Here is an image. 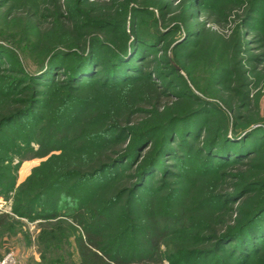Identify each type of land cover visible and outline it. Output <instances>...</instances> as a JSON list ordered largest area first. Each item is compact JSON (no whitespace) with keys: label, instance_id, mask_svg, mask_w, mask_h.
<instances>
[{"label":"trees","instance_id":"obj_1","mask_svg":"<svg viewBox=\"0 0 264 264\" xmlns=\"http://www.w3.org/2000/svg\"><path fill=\"white\" fill-rule=\"evenodd\" d=\"M13 1L0 0V197L12 200L0 232L38 222L42 264L66 262L71 237L77 264H264V125L230 121L231 105L209 101L235 76L231 63L211 72L206 92L180 62L207 22L221 25L232 0H52L53 32L66 41L61 49L46 43L32 71L22 43L40 31L38 13L24 8L9 19L3 11ZM239 25L234 65L245 35L264 32V0L248 2ZM248 77L232 88L245 90L241 109ZM128 90H141L138 107L170 109L120 124L114 117L138 108L119 98L103 109V95ZM57 149L72 159L68 170L49 162L16 187L19 153ZM235 169L245 176H232ZM231 179L238 182L226 189ZM220 216L224 228L214 235ZM53 249L63 251L55 261Z\"/></svg>","mask_w":264,"mask_h":264},{"label":"rangeland","instance_id":"obj_2","mask_svg":"<svg viewBox=\"0 0 264 264\" xmlns=\"http://www.w3.org/2000/svg\"><path fill=\"white\" fill-rule=\"evenodd\" d=\"M61 1L62 0H60V2ZM250 1L251 0H232L231 5H229L226 9L227 11L223 10V12L226 14V18H222L221 25L213 23L212 21L207 22L204 25L205 32L202 40L199 42L200 44L197 50L192 56H186V58L180 57V62L181 60L185 62L184 66H186L190 71L191 79L189 80H192V82L195 83V85L200 88V90L206 92H208L207 83L209 81L211 72H213L214 69L220 64L231 63V65L234 67V69L232 70L235 71V76L228 84L223 87L221 91H217L214 96H212L213 98L209 99V101L213 100L215 104L218 103L224 111H226L227 108V110H229V106L231 105L233 113L230 115L229 120L236 121V116H239L241 120L238 121L239 124H241V122L245 123V121L243 120H246L249 122V124L252 125L250 128H254L264 125V62H261L259 64L258 62L250 61V58H255L256 56L264 54V32L261 35L259 34L257 37V32L253 31V29L251 33L247 31V33L249 34L245 35L246 38L245 40L243 39L241 43L242 55L239 56V62L241 64L234 65L235 62H238V58L232 55L231 50V47L235 42V38L237 37V35L235 34L236 29L240 26L239 24L244 18V11L248 7V2ZM51 2L52 0H15L3 11L6 15L9 13L8 18H11L12 20L16 18V16H18L19 18L22 17L19 12H21V10L23 11L24 8H33V12H35L36 14L38 13V17L36 16V20H38V23L41 26L40 31H38V33H34L32 36L30 35L31 37H28L27 41H24V43H22L23 58H26L22 63L25 66H29L28 69H30L31 71L38 66L35 65V63H39V61L43 58L42 54L43 50L45 49L43 47H45L46 43L53 44V46L50 47L61 49V45L66 41L65 37L63 39L57 38L55 36V32H53L55 28L51 26L52 20L49 15L51 12V6L53 5V3ZM35 5H38V7L34 8ZM229 8L231 9V11L228 13V10H230ZM1 26H3V24H1ZM8 26H10V29H14V26H16V24L6 21V27L3 28H7ZM48 34L50 35L49 37ZM46 35L47 38L44 37ZM257 39L259 40L256 41ZM253 41H256L257 43ZM247 43L249 45H247ZM32 48L33 50H31ZM28 50L31 51L27 52ZM167 53H169V51ZM178 72L180 75L184 76L183 72L179 69ZM246 75L249 76L248 80L250 83V86L248 87L249 101L247 109H241L243 106L242 102H244L243 95L245 90L240 88V90L234 91L232 90V88H237L243 82L244 76ZM194 93L203 99L202 95H200L196 90H194ZM141 95V90H137V92L135 90L120 91L111 95H103L105 102H102V107L103 109L109 108L114 110L118 105V102H120V98L124 99L130 105L132 104L133 108H138L137 110L139 111V113L131 114L130 107L128 109H125L123 113H120V116L114 117L115 120L120 124L124 123L125 121L139 122L143 118H145L143 114H146V112H148L149 110H158V112H161L167 107L168 110L170 109L168 105L167 107L165 105L155 106L152 105V102L150 103V107H147V105L143 104H140V106L138 107V96ZM145 100L147 102V99ZM177 112L178 111L176 110V112H171L170 114L174 115ZM80 123H82L81 119L78 124L80 125ZM14 127L15 125H12L11 128ZM31 147L35 152L40 150L38 145L32 144ZM19 155L23 158L16 171V187L23 184L31 175L33 170L39 169L46 163L50 162L48 164V169H63V171H65L69 169L68 164L72 162V159L67 156L63 157L62 155L61 157H59L61 155V151L58 149L49 152L44 157H30L31 155L28 152H21L19 153ZM18 162L19 159L15 158L13 165L18 164ZM244 173L245 170L242 169H235L230 172V174L232 176H235L236 178H242L243 176H245ZM205 182L207 183L209 181ZM237 182V180L231 179L228 181V183H226L227 186H225V188L228 189L230 186L232 187L236 185ZM213 183L215 184L216 182ZM124 185V182H122L119 187H124ZM191 187H188V189L190 190ZM11 207V199L9 201H4V199L0 197V215H12ZM237 213L239 214V209L236 210L235 214L237 215ZM221 217L223 216L219 217L217 226L213 227L214 235L218 234L224 228L223 225L219 224L221 220L224 219ZM21 223L22 224H20L19 226L16 225V227H14L12 235H4V233L0 232V246L5 249L3 251L4 257L1 258L0 261L4 260L7 256H11L12 264H42L43 260L39 251V244L37 242L41 227H39L38 222L29 223L25 220H22ZM211 224L212 223H207L206 226L209 227ZM63 232L64 230L61 231V236ZM5 237L6 241L4 242L3 239ZM60 238L62 239V237ZM68 241L71 242V247L66 248L69 254L68 256H64V261L66 262L60 261L56 264L78 263V256L74 248L73 237L68 238ZM53 250L54 252L52 253V255L49 254L48 256H50L49 258H52L54 259L53 261H55L60 258L58 255H61L63 251L58 253V249ZM170 253H173V251ZM177 260L178 259H176L175 262ZM160 264L172 263L169 262L166 258H163Z\"/></svg>","mask_w":264,"mask_h":264},{"label":"built area","instance_id":"obj_3","mask_svg":"<svg viewBox=\"0 0 264 264\" xmlns=\"http://www.w3.org/2000/svg\"><path fill=\"white\" fill-rule=\"evenodd\" d=\"M0 264H12L11 256H7L4 260L0 261Z\"/></svg>","mask_w":264,"mask_h":264},{"label":"crops","instance_id":"obj_4","mask_svg":"<svg viewBox=\"0 0 264 264\" xmlns=\"http://www.w3.org/2000/svg\"><path fill=\"white\" fill-rule=\"evenodd\" d=\"M3 241H4V242L6 241V237L3 239ZM3 241H2V242H3ZM1 248H2V247L0 246V260H1V258L4 257V253H3V251L5 250L4 248H2L3 250H2ZM5 252H6V251H5Z\"/></svg>","mask_w":264,"mask_h":264}]
</instances>
